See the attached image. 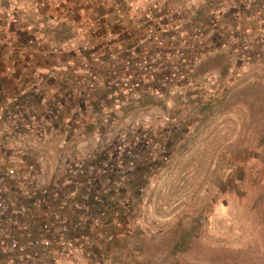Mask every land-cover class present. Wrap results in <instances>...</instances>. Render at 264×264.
<instances>
[{
	"label": "rangeland",
	"instance_id": "rangeland-1",
	"mask_svg": "<svg viewBox=\"0 0 264 264\" xmlns=\"http://www.w3.org/2000/svg\"><path fill=\"white\" fill-rule=\"evenodd\" d=\"M73 6L82 10L84 21L92 22L62 13ZM99 7L113 15L141 14L135 30L154 25L159 21L155 13L165 7L171 26L165 50L156 43L149 57L134 66L131 90H141L139 102L129 99L126 105L117 104L126 95L120 84H113L114 89L108 81L87 83L81 89L76 80L83 73L67 76L75 81V97L87 100H76L74 107L91 115L97 108L106 111L104 119L96 120L100 130L116 119L129 139L147 131L150 148L127 146L139 158L124 177L113 208L127 200L132 212L118 217L108 213L93 224L90 220L98 208L94 196L88 211L67 214L72 225L68 238L78 254L62 260L68 264H264V15L243 21L244 12H254L245 0H0V15L16 24L18 14L24 12L31 23L26 35L57 27L62 39L54 51L79 48L88 53L95 41L86 36L96 39L103 34L109 50L131 28L121 23L102 33L105 24L96 15ZM84 23L98 29L96 34L79 36L74 25ZM108 34L113 37L107 39ZM82 41L88 42L87 49ZM0 45L13 46L2 38ZM143 50H133L130 57L139 59ZM139 66L152 71L140 75ZM57 139L59 144L66 141L68 159L75 160L81 135ZM123 142L115 137L99 152L104 177H116L115 161L126 146ZM92 147L88 148L92 151ZM12 181L7 182L10 189L24 187ZM114 187L102 183L105 201ZM62 190L66 189L61 185L51 188ZM54 256V247L35 251L31 264H50ZM3 258L0 255V263Z\"/></svg>",
	"mask_w": 264,
	"mask_h": 264
},
{
	"label": "crops",
	"instance_id": "crops-1",
	"mask_svg": "<svg viewBox=\"0 0 264 264\" xmlns=\"http://www.w3.org/2000/svg\"><path fill=\"white\" fill-rule=\"evenodd\" d=\"M245 1L252 3L254 12H244L243 21L253 20L255 14L264 15L262 0ZM99 8L100 10L96 12V15L102 18L105 24L102 33L117 29L121 23L131 24V28L130 31H127L128 34L119 35V39L109 50L105 47L103 34L96 39L86 36L89 41H95L92 45L93 48L88 53H83L78 50L79 48L74 49L75 52L73 49L70 52L63 51L64 48L62 47L61 51H54L56 44L62 39L58 36L59 34L57 35V27L43 30V34L32 31L26 35V25L31 23L23 15L24 12L18 14L16 24L8 17L0 15V38L13 44L12 47L0 45L1 170L23 161L25 164L41 167L43 179L49 188L61 185L62 176L65 174L63 169L65 166L66 169L69 166L68 156H70V153L67 155L69 151L66 153L64 149H60L61 145L58 143L57 137L62 135L70 138L76 134L82 136L95 133L98 129L96 120L104 119L105 116L102 115L106 112L97 108L95 113L91 115L87 111H81L74 107L76 100L77 102L87 100L80 95L75 97L77 96L74 93L75 86L73 83L75 81L73 82L67 76L72 75V73L76 75L77 71L83 73L84 77L76 80V83L79 84L77 86H80L81 89L87 83L90 86L89 84L95 85L96 83H105V81L110 82L109 84L117 89L109 76H134V66L149 57L151 46L158 43L159 47L164 49V46L168 43L167 37L169 36L168 29L171 26V18L168 17V11H164L165 7L160 10V13H155L159 21L156 20L154 25L143 29L137 28L136 30L135 24L141 14L123 15L119 13L113 15L103 11L101 7ZM54 13L57 14V12ZM62 13L80 17L81 22H92L89 18L84 21L82 10L74 6L71 11L66 7V11ZM261 22L264 23V17ZM66 30L68 29L66 28ZM71 39L72 37L68 41ZM139 48L144 49L143 52L140 51L139 59L131 58L130 52L133 50L138 51ZM77 55L82 58L81 62L78 61ZM101 72H104L101 76L102 81L97 79L100 77ZM106 74L109 75V79L105 78ZM85 77L86 79H84ZM90 81L96 82L92 83ZM115 91L117 92V90ZM102 92H105V90L102 89ZM88 95V99H91L90 92ZM26 101L29 102L28 108L24 105ZM62 101L69 103L64 112L49 121L46 116L47 110ZM94 102L98 104V99H95ZM23 110L26 114H21ZM11 111L18 113L20 116L22 134L14 138H7L6 136L9 134L6 135L5 133L3 135L2 133L11 122L8 117ZM27 125L32 126L31 132L26 131ZM73 126H76V130ZM43 131L48 134V137L40 136L39 133ZM16 181L19 180L15 179L12 182ZM5 188L19 201H22V196L26 192L25 187L13 190L7 187L6 184ZM62 188L68 189L70 187Z\"/></svg>",
	"mask_w": 264,
	"mask_h": 264
},
{
	"label": "built area",
	"instance_id": "built-area-1",
	"mask_svg": "<svg viewBox=\"0 0 264 264\" xmlns=\"http://www.w3.org/2000/svg\"><path fill=\"white\" fill-rule=\"evenodd\" d=\"M74 27L79 36L86 33L94 35L98 30L85 23L74 25ZM262 32L264 34V30ZM112 37V34L107 35V39ZM88 47V42L82 41V48L87 49ZM137 69L140 75L152 71V68L147 66H139ZM112 82L122 85L123 93L126 94L117 104L126 105L129 99L137 102L141 100V90L136 88L131 90L134 87L132 76H114ZM150 91L151 94L155 92L161 97L157 90L150 89ZM28 104V101L24 103L26 108ZM67 105V101H62L49 108L46 113L47 119L52 121L61 115ZM21 114H26V112L23 110ZM8 117L11 122L2 134H9L7 138L20 136L22 130L19 114L11 111ZM148 118L149 116L143 117V121H147ZM26 131L31 132L32 126L27 125ZM39 134L41 137H48L45 131ZM115 137H122L126 146L115 161L116 177H104L98 162L99 152L106 149ZM148 137L149 134L146 131L129 139L126 134L122 133L121 127H118L116 119H110L104 131L98 128L93 134L82 135V141L75 148L77 150L76 159L69 160V166L63 169L65 174L62 176L61 187L74 186V188H64L66 190L60 193L51 191L43 179V170L36 165L20 161L15 166L7 167L5 170L0 169V255L5 259L0 264H31L35 251L49 250L53 247L56 249V256L51 258L50 264H68L62 259H71L78 254V250L68 238L72 225L67 219V214L88 211L94 196L98 208L95 216L90 220L91 223L99 224L100 221L106 219L108 213L113 217H118L120 214L129 215L132 208L127 200L119 201L118 207L113 208L116 203V193L124 177L135 167L139 158V155L127 146H140L148 150L150 148ZM60 145L62 149L67 147L65 140L60 141ZM90 146H93L92 151L88 148ZM161 152V157L166 160L163 155L164 151ZM80 178L82 180L79 182ZM11 179H17L24 185L26 192L22 196V201H19L5 188ZM103 182L108 187L115 185L113 193L107 194V201L101 196Z\"/></svg>",
	"mask_w": 264,
	"mask_h": 264
}]
</instances>
